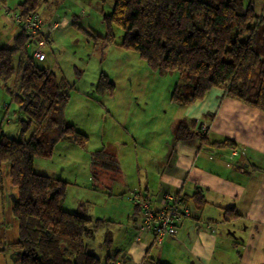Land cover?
<instances>
[{
	"label": "crops",
	"instance_id": "crops-1",
	"mask_svg": "<svg viewBox=\"0 0 264 264\" xmlns=\"http://www.w3.org/2000/svg\"><path fill=\"white\" fill-rule=\"evenodd\" d=\"M244 2H252L255 10L264 15V0ZM61 20L57 13L51 19L42 20L40 33L47 41L40 48L50 46L49 25L61 24ZM19 31L12 32L0 47L7 45ZM46 59L45 54L41 62ZM54 67L46 66L51 71ZM140 76L136 75V80ZM158 76L143 75L146 79H159ZM118 77H121L119 81L135 79V75L113 76L111 83L115 90L104 102L88 98L86 92L79 90L70 94L66 121L86 134L88 145L94 149L85 152L64 141L56 145L50 159L34 162L37 173L64 180L69 183L68 189L84 192L82 198L73 197L71 204H66L65 197L60 206L91 220L104 221V216L95 217L89 211L91 194H101L104 198L108 194L111 203L114 200L115 204L119 200L124 203L127 225L121 230L122 243L119 244V239L113 244L116 238L108 236L111 248L107 257L113 258L115 264H140L146 256L165 264H264V113L226 97L219 88L211 89L202 100L187 107L170 102L172 87L169 94L165 92L163 101L159 93L156 100L153 98L154 89H146L141 100L147 98L148 102L135 105L136 95L129 88L120 90ZM87 90V94L96 97L93 84ZM102 109L108 113V118L98 122L93 111L99 110L104 115ZM192 121L199 123L193 127ZM180 122H184L185 127L178 134ZM200 123L208 124L206 133L200 132ZM203 134L207 142L201 141ZM210 135L212 140H209ZM96 137L105 138L106 144H94L92 140ZM224 138L237 143L238 150L209 145ZM122 150L132 158L130 170L124 165L126 154H118ZM93 152H103L98 158L100 172L94 173L95 176L91 171L90 153ZM53 160L57 162L55 165ZM107 175L108 181L102 178ZM99 178L107 181L106 184L99 185ZM4 188L9 190V196L3 193ZM198 193L203 204L196 207L193 197ZM135 194L142 195L153 209L173 205L174 202L167 201V196L176 199L180 215L172 236L158 240L152 234L139 231L142 213L131 200ZM16 199L8 168L2 165L0 247L4 250L0 252V264H20V251L5 249L19 239L11 212ZM227 209H233L237 216L226 218ZM117 214L108 213V229L122 225ZM94 234L86 239L87 250L88 240Z\"/></svg>",
	"mask_w": 264,
	"mask_h": 264
},
{
	"label": "trees",
	"instance_id": "trees-1",
	"mask_svg": "<svg viewBox=\"0 0 264 264\" xmlns=\"http://www.w3.org/2000/svg\"><path fill=\"white\" fill-rule=\"evenodd\" d=\"M4 1L0 3L5 5ZM42 1L24 0L16 9L7 8L4 17L6 23L20 31L0 47V86L23 114L18 128L12 131L16 138H11L4 120L0 121V166L8 168L10 183L17 193L11 212L19 237L5 249H18L20 264H101L97 256L88 252L85 242L106 222L64 210L60 202L66 197L69 183L34 169L35 160L50 159L60 142L85 152L89 144L88 136L66 121L72 86L40 66L41 61L33 56L35 48L29 50L31 43L37 46L43 40V19L37 12ZM34 16L39 28L30 34L24 29V21ZM102 21L107 29L105 36L86 32L95 47L118 45L136 52L159 76L181 74L183 80L175 84L171 103L187 107L202 100L211 89L219 88L226 97L264 113V15L256 12L252 2L113 0L111 13L102 14ZM114 26L123 31L120 43L115 42ZM114 90L115 86L102 74L96 92L111 95ZM4 108L8 110L9 105ZM197 123L192 121L193 127ZM184 127V122L178 124V134ZM205 135L200 137L202 142L208 141ZM209 145L233 151L239 147L229 139ZM102 154L90 153L93 176L100 172L98 158ZM193 200L196 207L203 204L200 193ZM132 202L142 213L133 198ZM225 216L234 218L237 213L227 209ZM3 250L0 247V252ZM104 264H115L114 259L107 257ZM140 264L165 263L146 256Z\"/></svg>",
	"mask_w": 264,
	"mask_h": 264
},
{
	"label": "rangeland",
	"instance_id": "rangeland-1",
	"mask_svg": "<svg viewBox=\"0 0 264 264\" xmlns=\"http://www.w3.org/2000/svg\"><path fill=\"white\" fill-rule=\"evenodd\" d=\"M23 1L24 0H5V5L0 3V43L5 42L12 32L19 31V28H16L8 21L6 23L7 19L4 17L7 8L12 10L16 9ZM258 1L260 0H255V2ZM112 8L113 0L42 1L37 7V12L43 20L46 21L51 19L52 16H55V13H57L63 20H61V24H59L57 30H49L51 32L50 46L47 45L42 49L37 48V46L43 47L40 44L36 46L35 43H31L32 45L29 47V50L32 51L35 48L34 51H40L41 49L44 51L47 55V59L43 63L40 62V66L46 68L48 64L55 65L53 72H55L57 76L63 77L72 86L70 94L73 90H79L86 92L88 98H96L104 102V99L108 96L107 91L101 93L96 92L97 81L102 74L107 76L109 84L112 82L113 76L115 75H135V79L131 82H128V79L126 78L119 81V78L121 77H118V81H116L118 84H121L120 86L118 85L121 87L120 90H124L125 88L132 89L133 94L136 95L134 97L135 102H133L135 105H137V103H142L140 104V106H142L148 102L147 98L144 101L141 100L146 89L149 91L150 89H154L152 94L153 98L156 100V94L159 93V98L161 97L163 101L166 97L165 92L167 91V94H169L170 87H172L173 91L174 85L182 82L183 79L181 78V74L174 73L171 75L158 76V74L148 69L145 62L136 52L124 50L118 45H110L107 47L99 45L98 47H95L92 41L93 39L90 40L89 36H87L86 32L89 34L93 33L100 37L105 36L107 29L102 21V14H110ZM256 12L259 13V10L256 9ZM54 23L57 24V22H53L52 26L55 25ZM113 32L115 35V42L120 43L123 31L114 26ZM14 62H17V57ZM136 75H141L138 80H136ZM143 75H157L159 79H146ZM92 84L95 88L96 97L87 94V89H89ZM9 85L12 86L13 81H11ZM138 91L140 93H138ZM5 104L9 105L8 110H5ZM130 109H132V107ZM87 110L88 109H84V111ZM102 111L105 113L104 115H102V112H99V110L93 111L98 122H103L108 118V113L103 109ZM22 117L23 114L18 111L16 105L11 103L9 95L6 94L2 89V86H0V121L4 120V128L8 134H11V138H16V134L12 131L18 128V120ZM28 137L29 134L26 138ZM105 140V138L101 140L96 137L92 141L94 144H99L100 142L101 144H106ZM209 140H212V135L209 136ZM89 145L86 150L94 149V147H90ZM94 146L96 148V145ZM116 150L119 152V149ZM118 154L124 156L126 154L127 159L124 165L130 170L133 161L132 158H130L129 153L122 150ZM123 159L125 161V158ZM53 161L55 165L57 162L55 160ZM102 178L107 179L108 181V175L103 176ZM100 179L101 178H99L98 181H100ZM100 182L99 185L106 184V182ZM3 193L9 196V190L7 188H4ZM83 195L84 192H81L76 188H69L65 202L66 204H71V199L73 197H77L75 198V200H77L78 198H82ZM107 195V198H104L101 194H91L92 204L89 206V211L93 216H104V222H106L96 231L94 236L88 240V251L96 255L98 259L101 260V264H103L107 257L108 250L111 248L108 243V236L116 238V240L113 241V244H117V241L121 239L118 241L119 244H121L123 237L122 231L127 225L124 203L121 202V200L116 202V204V200L111 203V200H108ZM109 210L118 213V220L122 222V225H115L108 229Z\"/></svg>",
	"mask_w": 264,
	"mask_h": 264
},
{
	"label": "built area",
	"instance_id": "built-area-1",
	"mask_svg": "<svg viewBox=\"0 0 264 264\" xmlns=\"http://www.w3.org/2000/svg\"><path fill=\"white\" fill-rule=\"evenodd\" d=\"M24 22V29H26L30 34H34L39 28V20L37 19V16L28 17V19ZM54 24L55 25L53 26L52 24L50 25L49 30L54 31L59 28L60 23ZM39 44L41 45V43ZM33 56L39 61H43L45 58V54L39 50L34 51ZM133 199L135 203L137 205L139 204L140 208L142 209V219L138 225V229L141 233L150 232L154 234L158 239H163L165 237L173 235V227L179 219L180 215V211L175 205L177 204V201L174 197H166L167 201H171L172 203L174 202L173 205L159 210H152L140 195H135Z\"/></svg>",
	"mask_w": 264,
	"mask_h": 264
},
{
	"label": "bare ground",
	"instance_id": "bare-ground-1",
	"mask_svg": "<svg viewBox=\"0 0 264 264\" xmlns=\"http://www.w3.org/2000/svg\"><path fill=\"white\" fill-rule=\"evenodd\" d=\"M46 39H43L42 41H39V43H41V46H44V44L46 43ZM38 43V44H39ZM199 130H200V132H202V133H206L207 132V130H208V124H200V128H199Z\"/></svg>",
	"mask_w": 264,
	"mask_h": 264
},
{
	"label": "water",
	"instance_id": "water-1",
	"mask_svg": "<svg viewBox=\"0 0 264 264\" xmlns=\"http://www.w3.org/2000/svg\"><path fill=\"white\" fill-rule=\"evenodd\" d=\"M200 124H201V123H200ZM200 124L198 125V128H200ZM240 159H241V160H243V157H242V156H240Z\"/></svg>",
	"mask_w": 264,
	"mask_h": 264
}]
</instances>
